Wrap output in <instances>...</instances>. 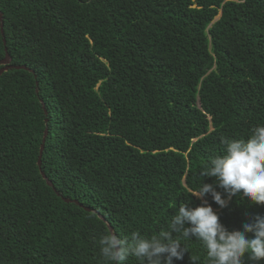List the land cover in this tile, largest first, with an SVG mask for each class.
<instances>
[{"label":"trees","instance_id":"1","mask_svg":"<svg viewBox=\"0 0 264 264\" xmlns=\"http://www.w3.org/2000/svg\"><path fill=\"white\" fill-rule=\"evenodd\" d=\"M0 11V61L8 48L27 67L0 75V264H106L97 239L110 226L158 234L181 202L202 203L190 190L214 183L200 173L222 138L264 124V0H0ZM207 200L230 230L264 215L240 195ZM181 242L175 264H207L200 242Z\"/></svg>","mask_w":264,"mask_h":264},{"label":"clouds","instance_id":"2","mask_svg":"<svg viewBox=\"0 0 264 264\" xmlns=\"http://www.w3.org/2000/svg\"><path fill=\"white\" fill-rule=\"evenodd\" d=\"M221 142L223 153L210 157L200 173L215 178L214 183L203 180L190 190V197L202 203L191 207L190 200L181 202L167 227L150 237L139 231L123 237L115 231L101 234L97 243L106 264H125L130 256L139 264H175L189 252L181 241L192 239L206 250L207 264H245V256L253 264L264 262V215L257 214L242 230H230L207 200L210 196L224 208L228 198L240 195L264 205V124L254 126L246 140L224 137Z\"/></svg>","mask_w":264,"mask_h":264},{"label":"water","instance_id":"3","mask_svg":"<svg viewBox=\"0 0 264 264\" xmlns=\"http://www.w3.org/2000/svg\"><path fill=\"white\" fill-rule=\"evenodd\" d=\"M0 21H1L2 32L4 34V19H3V13L1 11H0ZM5 43H7V42L5 41ZM12 68H18V69L25 68L26 69L27 67L26 66H13L12 65V57L8 51V48H6V57L0 61V75L3 72L8 71L9 69H12ZM43 149H44V145H42V151L41 152H43ZM41 156H42V153H41ZM39 164L41 165V158L39 159ZM43 175L45 176L44 173H43ZM48 183L50 185H52L51 181H48ZM110 229H111V231H114V228L112 226H110Z\"/></svg>","mask_w":264,"mask_h":264}]
</instances>
